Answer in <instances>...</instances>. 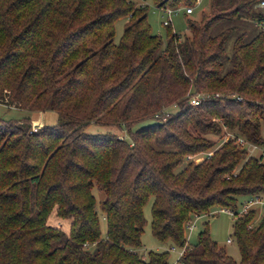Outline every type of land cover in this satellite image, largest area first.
I'll use <instances>...</instances> for the list:
<instances>
[{"label": "trees", "instance_id": "1", "mask_svg": "<svg viewBox=\"0 0 264 264\" xmlns=\"http://www.w3.org/2000/svg\"><path fill=\"white\" fill-rule=\"evenodd\" d=\"M259 1L211 0L188 35L168 30L163 45L134 0H0V104L57 115L36 131L28 116L0 119V264H170L171 246L184 248L179 264H264V212L234 219L238 262L208 228L194 244L186 237L194 216L264 196L263 156L238 142L264 145ZM201 93L221 97L191 104ZM150 199L152 235L166 248L144 254Z\"/></svg>", "mask_w": 264, "mask_h": 264}, {"label": "rangeland", "instance_id": "2", "mask_svg": "<svg viewBox=\"0 0 264 264\" xmlns=\"http://www.w3.org/2000/svg\"><path fill=\"white\" fill-rule=\"evenodd\" d=\"M138 4L142 3L147 7V21L151 27V31L153 34L158 35L163 45L167 41V32L168 30L177 33L179 35H188L189 31L187 29V20L192 19L199 21L202 15L209 14V7L211 0H200L199 3L193 7V12L191 14L186 15L184 7H179V11L172 17L171 26L169 28L164 27L162 25L163 21V13L162 11L155 6L152 0H139L135 1ZM257 9L264 11L263 8L258 5L256 6ZM126 23V18H121L115 23V37L114 41L117 43L119 42L123 29L124 24ZM241 24V23H240ZM242 25V24H241ZM239 25V26H241ZM243 27H240L244 32L247 33V36L250 38L256 33V29L252 26L250 22H245ZM231 49V41L227 45V51L230 53ZM176 109L173 107L170 109V112H174ZM169 112V113H170ZM31 117V129L37 128L39 129L44 124H53L56 119L57 115L54 112H28V111H21L14 108H8L2 104H0V119L3 120H18L22 117ZM167 118V115L164 116ZM87 132L90 133H104L108 131H114L119 137L124 136L125 132L122 130H118L115 127H106L102 125L90 124L85 129ZM126 136V135H125ZM127 137V136H126ZM232 137V136H230ZM213 141L217 140V137H210ZM246 146V144H245ZM248 155L249 156H263L264 162V145L255 147L254 149L249 145L246 146ZM203 155H198L196 157H192V160H196L200 162L202 160ZM93 194L97 201V204L103 200L104 194L102 191H99L97 188H93ZM151 203L152 199L148 200L143 208L144 217L146 219V225L143 229V233L141 235V242L142 248L140 252L146 254L148 251H157L166 248L165 246H161V244L154 238L151 231ZM256 211V221L260 218L263 211L259 208H255ZM211 213V215H200L198 219L195 220L193 217L191 219V223L193 227L191 230H186V237L190 244H194L197 241L198 234L208 228V232L210 237L222 248L225 249L228 255H230L235 262H238L240 259V254L238 250L237 244L232 239V225L234 222V218L226 212L220 211L219 209H215ZM99 217V227H100V235L101 237L106 236L107 225L105 220L103 219L102 213L98 212ZM227 239H231V243H227ZM169 248V247H168ZM169 262L170 264L174 263L177 259V254L171 250H169ZM143 254V255H144Z\"/></svg>", "mask_w": 264, "mask_h": 264}, {"label": "built area", "instance_id": "3", "mask_svg": "<svg viewBox=\"0 0 264 264\" xmlns=\"http://www.w3.org/2000/svg\"><path fill=\"white\" fill-rule=\"evenodd\" d=\"M134 1H139V0H134ZM141 1H143V0H141ZM199 1H198V3H199ZM259 6L264 9V0H260L259 1ZM184 9H185L184 11H185L186 14H191L193 12V9L194 8L193 7H190V8H184ZM160 10L163 13V16H162V18H163L162 25L164 27H166L169 24H171L172 17L179 11V8H160ZM262 28L264 29V24H263V27ZM209 97L214 98V99H217V98L221 97V95L218 94V93H215V94H212V95H210L208 93L196 94V95H193L191 97L190 102L193 105H199L202 100L207 99ZM237 100L238 101H241L242 98L241 97H237ZM36 130H37V128H35V127L32 128V131H36ZM238 142L240 144H242V145H245V144H246V146L248 145L241 138L238 139ZM249 146L252 147L253 149L256 147V146H253V145H249ZM256 207H259L264 212V196H261V197H252V198H249V199L243 201V203L241 204V206L239 207V209H238L237 212L233 211L232 209H222L220 211L226 212L229 215H231L234 219H236L238 216L245 215L249 211L255 209ZM212 213H214V212H212ZM209 215H211V213ZM199 217L200 216H194L195 220L198 219ZM192 227H193V224L191 223V220H190L188 222L187 229L191 230ZM231 242H232L231 239H227V243H231ZM169 250H171V251H173V252H175L177 254V259L172 264H179L180 258H181V256L184 253V248H177L175 246H171L169 248Z\"/></svg>", "mask_w": 264, "mask_h": 264}]
</instances>
